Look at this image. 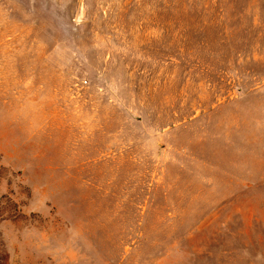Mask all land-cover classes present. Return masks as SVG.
I'll use <instances>...</instances> for the list:
<instances>
[{"label": "rangeland", "instance_id": "374dc122", "mask_svg": "<svg viewBox=\"0 0 264 264\" xmlns=\"http://www.w3.org/2000/svg\"><path fill=\"white\" fill-rule=\"evenodd\" d=\"M0 264H264V0H0Z\"/></svg>", "mask_w": 264, "mask_h": 264}]
</instances>
